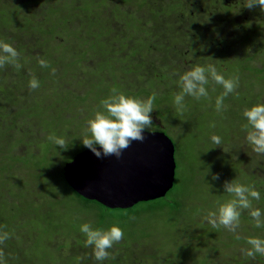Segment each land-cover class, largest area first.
<instances>
[{"label": "trees", "instance_id": "16d2710c", "mask_svg": "<svg viewBox=\"0 0 264 264\" xmlns=\"http://www.w3.org/2000/svg\"><path fill=\"white\" fill-rule=\"evenodd\" d=\"M210 1L223 8L222 0ZM208 10L202 0H0V40L19 53L15 63L0 66L2 264H100L85 244L84 223L123 229L103 264H264V255L243 251L249 237L264 238V226L256 227L248 209L235 232L206 219L232 199L226 181L257 189L262 181L250 171L263 166L264 155L258 161L253 151L257 160L245 166L242 157L234 160L219 147L247 144L244 110L264 102V49L255 47L264 43V9L253 8L257 20L239 26L245 35L230 40L221 35L230 33L233 15L224 11L213 24ZM198 64L214 65L236 81L220 110L216 99L224 88L211 79L207 97L185 95L182 106L175 104L180 76ZM33 77L36 89L29 86ZM114 91L154 95L148 132L165 131L177 140L184 134L186 144H201L216 165L189 167L179 176L176 151L174 188L163 199L126 210L78 195L64 167L88 149L82 143L90 135L87 122L105 111L102 101ZM213 134L221 144L211 141ZM49 137L65 139L64 148ZM252 205L264 209V196Z\"/></svg>", "mask_w": 264, "mask_h": 264}, {"label": "clouds", "instance_id": "9594fccd", "mask_svg": "<svg viewBox=\"0 0 264 264\" xmlns=\"http://www.w3.org/2000/svg\"><path fill=\"white\" fill-rule=\"evenodd\" d=\"M259 5L264 9V0H246L245 6L249 9ZM19 53L10 43L0 40V66L5 63H15ZM42 67L47 66L43 59L39 61ZM214 80L224 88V92L216 99V108L220 110L223 99L236 88V81L226 78L217 71L214 65H195L180 76L182 91L175 95V104L182 106L185 95L196 99L209 95L206 85L209 80ZM32 89L39 87V81L33 77L29 81ZM155 96L146 99L115 92L104 99L102 104L105 111H96L93 118L87 122L90 135L82 139L85 147L90 149L98 158L115 155L119 158L123 149L127 148L133 140L143 141L145 131L152 125V116ZM247 119L245 128L248 129L246 140L254 152L264 155V102L246 108L243 113ZM250 126V127H249ZM57 146L64 148L65 139L49 137ZM211 141L221 144V137L213 134ZM216 179L217 177H213ZM225 192L232 194V199L221 203L217 210L210 211L206 217L213 227L223 225L229 231L235 232L240 223L241 211L249 210V215L255 221L256 227L264 226V209L253 207L252 199L260 200L261 193L254 185L237 183L234 180L225 182ZM80 231L86 235V246L92 247L96 261L103 264L110 253L109 249L124 237L123 229L118 224L111 225L108 229L93 228L90 223H84ZM7 238V234L0 235V241ZM248 247L244 254L255 258L257 254L264 255V238L249 237ZM2 264V262H0Z\"/></svg>", "mask_w": 264, "mask_h": 264}, {"label": "water", "instance_id": "95a60500", "mask_svg": "<svg viewBox=\"0 0 264 264\" xmlns=\"http://www.w3.org/2000/svg\"><path fill=\"white\" fill-rule=\"evenodd\" d=\"M173 140L164 132L145 131L122 155L98 158L90 149L64 167L70 188L109 209L126 210L163 199L174 188L177 163Z\"/></svg>", "mask_w": 264, "mask_h": 264}, {"label": "rangeland", "instance_id": "374dc122", "mask_svg": "<svg viewBox=\"0 0 264 264\" xmlns=\"http://www.w3.org/2000/svg\"><path fill=\"white\" fill-rule=\"evenodd\" d=\"M217 2H219V0H215ZM213 2V0H212ZM223 3V8L220 9V7H218L217 5H215L214 7H211L210 4L211 1L210 0H202V7L205 8L206 6L208 7L209 10L214 11V13L209 12V14L212 16V21L214 24V21H220L223 13L225 11V13L229 14V15H233L234 18V24L231 23V31L228 34H222L221 36L226 37V39L230 40V36L239 39V37H243L245 35L244 30H241L239 28V26H243L249 28L250 26V22L257 20V18H255V16H253L254 11L253 8L255 7H260L259 5L254 6L253 8L249 9L248 7L245 6L246 4V0H222ZM241 4V5H240ZM205 5V6H204ZM208 10V11H209ZM264 21V20H263ZM264 33V31L262 32ZM257 32H255V37L257 39ZM262 37L264 38V35H262ZM181 41H185L183 39H181ZM264 41V40H263ZM188 42V41H186ZM256 48L260 47L262 49H264V43L260 42L258 45L255 46ZM264 53V51H263ZM261 58L264 59V54H261ZM148 131V130H146ZM149 131H153V128L150 127ZM165 132V131H164ZM167 133V132H165ZM169 135V134H168ZM172 136V135H171ZM184 136V134L179 135V139H175L172 136L174 145L176 147V151H177V158H178V163H179V158L181 157L182 159V165H181V160H180V168L177 172V175H181L184 174L186 172V168H200V166H206V165H216V163L214 162V156L211 153L206 154L207 149L205 147H201V144H197L196 145V149H193L191 146V143L188 142L186 144V138ZM251 145H249V143H229L228 146H223V147H219V151L221 154H228L229 156L233 157L234 160L239 158H243V165L248 166V165H252V160H257V158H253L254 154H253V150H250ZM246 149H248L249 153H246ZM191 152L193 154V159H192V163H191V158L189 155H186L187 152ZM262 155H259V159L258 161L261 159ZM217 158H219L217 156ZM263 161V160H262ZM260 161V162H262ZM186 163H187V167H186ZM192 164V166H191ZM237 166V165H236ZM182 167V169H181ZM248 168V167H247ZM251 169V168H250ZM251 174H254L257 176L258 179L262 180L258 183L259 186V191L261 193V196H264V164L263 166L258 167V169L256 171L251 170L250 171ZM188 177V176H186ZM70 220H63L61 221L60 224H69ZM75 225L78 226V222L74 221ZM25 244H31L32 241H30L29 237L25 238Z\"/></svg>", "mask_w": 264, "mask_h": 264}]
</instances>
